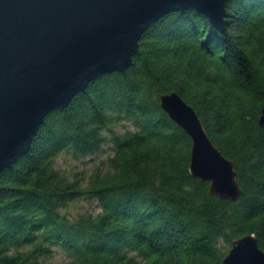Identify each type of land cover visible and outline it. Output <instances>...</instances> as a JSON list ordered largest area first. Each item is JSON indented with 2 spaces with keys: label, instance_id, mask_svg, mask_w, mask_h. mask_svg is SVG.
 Returning a JSON list of instances; mask_svg holds the SVG:
<instances>
[{
  "label": "trees",
  "instance_id": "16d2710c",
  "mask_svg": "<svg viewBox=\"0 0 264 264\" xmlns=\"http://www.w3.org/2000/svg\"><path fill=\"white\" fill-rule=\"evenodd\" d=\"M225 6L224 32L195 8L166 14L124 73L98 77L46 117L0 174V264H45L54 246L70 264H222L252 233L264 250V0ZM173 91L234 162L237 201L191 174L192 138L161 106ZM107 142L103 172L55 167L63 152L85 157ZM78 198L96 199L99 212L62 211Z\"/></svg>",
  "mask_w": 264,
  "mask_h": 264
},
{
  "label": "water",
  "instance_id": "95a60500",
  "mask_svg": "<svg viewBox=\"0 0 264 264\" xmlns=\"http://www.w3.org/2000/svg\"><path fill=\"white\" fill-rule=\"evenodd\" d=\"M228 0H0V174L28 153L46 117L98 77L124 73L144 32L168 13L195 8L226 30ZM162 108L191 136L189 170L210 193L237 201V171L178 92ZM259 125L264 126V105ZM222 264H264L254 233L236 238Z\"/></svg>",
  "mask_w": 264,
  "mask_h": 264
},
{
  "label": "rangeland",
  "instance_id": "374dc122",
  "mask_svg": "<svg viewBox=\"0 0 264 264\" xmlns=\"http://www.w3.org/2000/svg\"><path fill=\"white\" fill-rule=\"evenodd\" d=\"M128 125V124H127ZM130 126V125H128ZM119 132L124 128L117 127ZM113 154L111 142L105 143L99 151L89 154L85 157L75 158L72 154L63 152L55 160V167L69 176L73 177L77 172H83L88 177L93 171L106 170L107 158ZM100 206L96 199L78 198L67 205L62 211L70 217H76L81 214H96ZM229 250V249H228ZM45 264H70L71 259L58 246L53 247L51 256L41 259Z\"/></svg>",
  "mask_w": 264,
  "mask_h": 264
}]
</instances>
